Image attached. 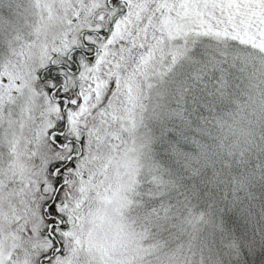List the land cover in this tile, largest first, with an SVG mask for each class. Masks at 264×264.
Instances as JSON below:
<instances>
[{"label": "snow or ice", "instance_id": "obj_1", "mask_svg": "<svg viewBox=\"0 0 264 264\" xmlns=\"http://www.w3.org/2000/svg\"><path fill=\"white\" fill-rule=\"evenodd\" d=\"M0 264H264V0H0Z\"/></svg>", "mask_w": 264, "mask_h": 264}]
</instances>
